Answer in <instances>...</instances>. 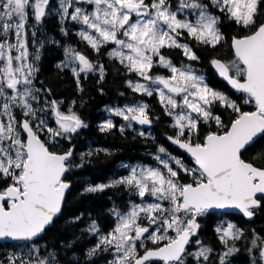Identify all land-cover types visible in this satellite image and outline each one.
<instances>
[{"label":"snow or ice","instance_id":"obj_1","mask_svg":"<svg viewBox=\"0 0 264 264\" xmlns=\"http://www.w3.org/2000/svg\"><path fill=\"white\" fill-rule=\"evenodd\" d=\"M209 3L248 30L247 35L232 40L234 60L224 63L214 59L211 63L223 80L245 95L244 103L255 105L254 111H241L234 100L212 88L192 65L178 67L164 54L165 49H180L189 61H198L193 48L181 42L185 34L198 45L215 48L221 44L224 36L218 27L220 17L209 11ZM209 3L178 0L174 8L171 0H60L61 22L70 20L84 26L77 34L97 53L112 45L109 58L144 81H127L133 92L148 97L158 94L165 114L174 120L172 127L177 129V134L168 139L190 154L198 166L186 167L161 146L153 158L162 167L132 166L126 176L89 186L86 191L91 193L124 186L142 201H130L126 212L114 207L116 225L107 234L95 222L89 226L91 234L99 233L96 246L87 253L89 258L101 250H111L113 259L109 264H186L189 256L197 264H208L213 249L199 239L192 240L201 227L199 218L213 210H238L251 218L253 209L264 200V168L242 158L246 147L264 134V22H259L264 17V0ZM84 4L92 6L91 11L80 6ZM30 10L35 24L29 23ZM53 11L56 6L50 8V0H0V182L8 181L0 188V240L30 242L40 236L61 212L69 188L65 173L83 166L73 162L71 149L59 154L49 145L58 143L57 137L70 140L87 124L71 108L69 114L62 112L55 100H46L44 108H34L32 103L39 100L37 93L41 91L33 84L38 71L34 61L40 57L37 52L31 54L33 60L29 59V31L34 38L37 26ZM66 55L69 60L61 67H71L80 91L81 74L87 78L98 71L103 80L102 64L97 66L72 48L66 49ZM157 67L167 69L171 75H153ZM216 104L238 114L230 129L223 134L209 133L202 143H193L201 122L215 121L218 127H225L213 114ZM47 108L58 127H49L44 116L37 117ZM16 109L29 119L18 121ZM108 111L126 122L118 128L121 133L133 124L152 123L146 103ZM33 120L37 121L35 125ZM113 128L117 125L111 119L100 125L105 132ZM44 131L47 140L40 137ZM22 133L26 134L24 138ZM139 135L143 137L145 132ZM84 155L93 152L83 154L82 161ZM181 172L192 177L193 183H181ZM216 232L226 247L219 255V264H229L228 258L239 251L234 243L229 246V241L241 239L243 231L228 223L226 227L218 226ZM149 241L156 247H148ZM190 243L199 245L197 251L188 250ZM20 248V253L8 256V264H58L55 253L41 257L35 244L25 243ZM252 248L259 249V260L264 264V241L257 244L253 240ZM252 264H257L255 257Z\"/></svg>","mask_w":264,"mask_h":264},{"label":"trees","instance_id":"obj_2","mask_svg":"<svg viewBox=\"0 0 264 264\" xmlns=\"http://www.w3.org/2000/svg\"><path fill=\"white\" fill-rule=\"evenodd\" d=\"M202 2L209 3L206 0ZM171 3L175 8L178 0H171ZM211 9L220 17L219 28L224 36L221 44L215 48L198 45L185 34L182 40L193 48L199 56L198 61H189L180 49H165L164 54L175 65L196 66L198 70L204 72L209 85L234 100L240 106L241 111H254L255 105L244 103L245 95L233 91L220 80L211 63L214 59H221L226 63L234 60L232 39L247 35L248 30L227 19L212 6ZM259 22H264V17H261ZM78 27L70 20L61 22L60 15L53 11L45 17L42 25L37 26L36 36L34 38L30 36L29 42L31 44L34 41L33 51L38 52L40 57L35 61L38 71L34 81L43 90L46 100L49 103L52 100L60 103V110L65 114H69L71 108V111L87 124L86 128L80 129L70 140L57 137L58 143L50 144V150L64 153L73 147L75 150L72 157L73 162L76 165L83 164V166L72 168L65 177L66 181L71 184V188L66 194L61 215L34 241L0 243V264H8V256L17 250L18 245L24 243L36 244L40 248L41 255L55 253L58 264H109L113 256L110 252L101 250L91 258L88 257V251L97 244L99 233L93 235L87 229L95 222L102 233L107 234L112 231L116 225L112 209L115 207L119 211H124L135 196L131 195L130 190H126L124 186L95 193L87 192L86 189L89 186L107 184L113 178L122 177L126 174V169L123 167L125 164L146 166L156 164L157 161L153 157L161 146L174 156L194 165L187 154L169 142L168 137L175 136L177 130L172 127L173 118L165 114L159 103L158 95L154 93L153 96L148 97L133 92L128 87L127 81L140 80V78L135 73L127 72L118 61L109 58L107 53L112 45L102 48L99 53L91 49L77 34ZM62 29L68 34L65 35ZM65 46L86 55L97 66L102 64L105 70L103 80H100L98 71L89 73L87 78L81 74L80 88L83 91H80L71 68L61 67L65 60ZM152 74L170 76L167 69L158 67L153 69ZM138 103L149 105V115L152 118L153 126L145 131V136L139 135L141 130L137 127V129L131 128L121 133L118 128L124 122L116 116H114L113 123L117 125V128L107 132L100 130V124L106 122L108 116L107 108ZM212 111L214 115L220 117L225 127H218L215 121H209L206 124L201 122L198 134L192 137L193 143H202L209 133L223 134L228 131L238 115L219 104L214 105ZM89 151H92L93 155H84L82 161L81 156ZM242 158L257 167H263L264 137L246 149L242 153ZM180 175L182 182L193 183L188 175L183 172ZM7 183L8 181L0 182V188ZM227 217L217 213H208L199 218L201 227L196 237L203 245L213 249L208 264H219V255L226 250L218 237L216 228L221 225L220 221L223 222V218ZM228 218L237 222L243 229L241 239L234 242L229 241V246L234 243L239 249L228 258L229 264H252L253 257L256 258L257 264H262L258 255L259 249L252 248V241L256 240V243L260 244L264 239V200H261V207L256 210L252 221L238 217ZM148 247L154 248L156 245L148 242ZM190 247L192 248L193 244ZM186 264H197V261L190 256Z\"/></svg>","mask_w":264,"mask_h":264},{"label":"rangeland","instance_id":"obj_3","mask_svg":"<svg viewBox=\"0 0 264 264\" xmlns=\"http://www.w3.org/2000/svg\"><path fill=\"white\" fill-rule=\"evenodd\" d=\"M206 1H208L209 2V0H206ZM59 3H60V0H50V8L52 7V5H55L56 6V12L59 14ZM203 3H205V2H203ZM211 5V4H210ZM209 5V11L210 12H212L213 14H215V15H217V13H215L212 9H211V6ZM81 7H84V8H87L89 11H91V8H92V6H90V5H86V4H84V5H80ZM72 12V9H69V13H71ZM180 16H181V18H183V14L181 13L180 14ZM192 19L194 20L195 19V17L193 16L192 17ZM29 23H31V24H35L36 22H35V20H34V17L31 15V10H30V12H29ZM75 23V22H74ZM79 27L77 28L79 31L81 30V28H83L84 26H82V25H79V24H77ZM218 27H219V25H218ZM30 32V34H29V37L31 36V31H29ZM32 37V36H31ZM181 42H183V40H181ZM34 41H33V43H31L30 44V42H29V52H30V59L31 60H33V55H31V54H35L34 53V51H32V49H31V46H34ZM113 47V46H112ZM68 60H69V57L66 55V53H65V60H64V65L66 64V62H68ZM94 63V62H93ZM95 64V63H94ZM185 65H191V64H185ZM176 66H181V65H176ZM70 67V66H69ZM76 67L78 68L79 67V65L77 64L76 65ZM198 73H200V74H203L204 75V77L206 78V80H207V77H206V75L204 74V72H202L201 70H198V68L196 67V66H192ZM71 68V67H70ZM170 75H171V73H170ZM165 77H168V76H165ZM139 82H141V83H144V81H142V80H138ZM208 82V81H207ZM33 84H34V87L36 88V83H35V81L33 82ZM155 87H159V86H155ZM36 89H38V88H36ZM158 95V94H157ZM37 96L39 97V100L38 101H33L32 103H33V107L34 108H44L45 107V101H46V98L44 97V95H43V92H39V93H37ZM177 99H180L179 97L177 98ZM124 106H120L119 108H123ZM114 108H117V107H113L112 109H114ZM108 109L109 108H107L106 109V112L108 113V116H107V119H111L112 121H113V119H114V116L113 115H111L110 113H109V111H108ZM177 111H179V109H177ZM15 114H16V116H17V120H18V117H24L23 115H22V113H21V110L20 109H16L15 110ZM40 116H44L46 119H47V123H48V126L49 127H52V128H56V127H58V125L56 124V122H55V119H54V117H53V114H52V111H51V109L50 108H47L43 113H40V112H38L37 113V117L39 118ZM24 118H27V119H29L28 117H24ZM122 119V118H121ZM36 120H33L32 121V123H33V125H35L36 124ZM124 123L123 124H125L126 122L125 121H123ZM173 123H174V120H173ZM132 128H134V129H137L138 128V130H141L139 127H137L136 128V126L133 124V127ZM177 130V129H176ZM142 131V130H141ZM187 134V133H186ZM40 135H43V136H41L44 140H47V136H48V133L46 132V131H44V132H41L40 133ZM23 138V137H22ZM57 139V138H56ZM168 153H170L169 151H168ZM171 154V156H173V154L172 153H170ZM162 157L164 156V154H160ZM173 157H176V156H173ZM176 158H178V157H176ZM178 159H180V158H178ZM182 162H183V164L186 166V167H188V168H196L197 166H195V164L194 165H191V164H188L187 162H185V160H183V159H180ZM137 165H141V164H133V165H129V168H124V169H126V174H124L123 176H126V175H128L129 174V171H130V167H132V166H137ZM142 166H146V165H142ZM151 167H162V166H160L159 164H158V162H156V164H154V165H151ZM173 167H175V165L173 164ZM122 176V177H123ZM116 179H118V178H116ZM189 179H191L192 180V177H190L189 176ZM181 183H184V182H182L181 181ZM190 183H192V182H190ZM146 200H147V198H145ZM131 202H134V203H142V201L140 200V198L139 197H137V196H135V198L134 199H132L131 200ZM130 207V204H128V206H127V208L124 210V211H121V212H126L127 210H128V208ZM223 222H221L220 221V224L221 225H223L224 227H226L227 226V224L228 223H232V222H228L227 223V218H223V220H222ZM232 224H234V223H232ZM169 235H173V233H169ZM150 242V241H149ZM25 244V243H24ZM23 244H21V245H18L17 246V250L16 251H14L12 254H18V253H20V251H21V248H20V246H22ZM36 245V244H35ZM37 246V245H36ZM199 248V245H197V244H193V247L189 250V251H192V252H195V251H197V249ZM142 250V249H141ZM108 252H110V253H112V251L110 250V251H108ZM40 254V256L41 257H48V255H41V252L39 253ZM190 257V256H189ZM188 257V258H189ZM112 259H113V256H112Z\"/></svg>","mask_w":264,"mask_h":264},{"label":"water","instance_id":"obj_4","mask_svg":"<svg viewBox=\"0 0 264 264\" xmlns=\"http://www.w3.org/2000/svg\"><path fill=\"white\" fill-rule=\"evenodd\" d=\"M235 38H240V37H235ZM233 40V39H232ZM233 49V48H232ZM234 52V51H233ZM89 59V58H88ZM90 60V59H89ZM215 60H220L221 62H224L223 60H221V59H215ZM91 61V60H90ZM224 63H226V62H224ZM212 67H213V65H212ZM213 69L215 70V68L213 67ZM216 71V70H215ZM216 73H217V71H216ZM218 74V73H217ZM218 77H219V79L220 80H222L223 82H225L233 91H235V92H237L235 89H233L232 87H231V85H229L228 83H227V81H225V80H223V78H221L219 75H218ZM135 125H137V124H135ZM138 126H140L144 131H147V130H149V129H151L152 128V126H153V123H151V125L150 126H147V125H145V126H141V125H138ZM231 126V125H230ZM229 129H230V127H229ZM228 129V130H229ZM25 136H26V134L25 133H23ZM262 137H264V134H262L261 136H258V137H256L255 139H254V141H253V143L250 145V146H247L246 147V149H248V148H250L252 145H254L259 139H261ZM42 139V138H41ZM43 140V139H42ZM169 142L171 143V141L169 140ZM172 144V143H171ZM172 145H174L176 148H178L180 151H182V152H184L185 154H187L192 160H193V162H194V159L190 156V154H188L184 149H181V148H179L177 145H175V144H172ZM245 149V150H246ZM71 150H72V152H73V154H74V152H75V150H74V148L72 147L71 148ZM244 150V151H245ZM243 151V152H244ZM242 152V153H243ZM59 154H63V153H59ZM195 163V162H194ZM255 166V165H254ZM198 167V166H197ZM257 167V166H256ZM261 168H264V166L263 167H261ZM68 173V172H67ZM67 173H65V177H66V175H67ZM64 177V178H65ZM65 181H66V179H65ZM68 184H69V188L65 191V195H64V201H65V198H66V194H67V192L69 191V189L71 188V184L68 182V181H66ZM259 198V197H258ZM260 206H261V201H260ZM63 207H64V202H63V204H62V207H61V212L58 214V216L56 217V218H54V220H53V222L61 215V213H62V211H63ZM256 209V208H255ZM209 213H217V214H226V215H230V214H233V215H238V216H242V217H244L245 219H247V220H253L254 219V217H255V213H254V215L251 217V218H248V217H245L242 213H240L238 210H213V211H211V212H209ZM50 226V225H49ZM46 229H47V227H46ZM45 229V230H46ZM196 237V236H195ZM195 237H193L192 238V240L195 238ZM13 242H19V241H13V240H11V239H4V240H0V243H13ZM191 244V243H190ZM189 244V245H190ZM189 245H188V247H189Z\"/></svg>","mask_w":264,"mask_h":264},{"label":"flooded vegetation","instance_id":"obj_5","mask_svg":"<svg viewBox=\"0 0 264 264\" xmlns=\"http://www.w3.org/2000/svg\"><path fill=\"white\" fill-rule=\"evenodd\" d=\"M33 47L34 46H31V49H32V51H33ZM69 47H67V46H65L64 47V51L66 52V49H68ZM30 59V58H29ZM31 60V59H30ZM34 63H35V61H34ZM35 65H37L36 63H35ZM36 88H38V89H41L37 84H36ZM40 92H43V90L41 89V91ZM22 119H25L24 117H18V121L19 120H22ZM41 136H43V135H41ZM22 137H23V134H22ZM264 166V165H263ZM261 207V206H260ZM260 207H258V208H256V209H253V212L254 213H256V210L257 209H259ZM219 215H225V216H228V217H238L239 219L240 218H243V219H245L244 217H242V216H238V215H233V214H230V215H226V214H219ZM227 217V223L228 222H232V223H234L239 229H241L242 231H243V229L238 225V223L237 222H235V221H233L232 219H229ZM255 218V217H254ZM245 220H247V219H245ZM249 221H252V220H249ZM198 238L196 237V238H194V240L193 241H195V240H197ZM263 241H264V239H263ZM192 244H194V243H192ZM191 249V247L189 248V250Z\"/></svg>","mask_w":264,"mask_h":264}]
</instances>
